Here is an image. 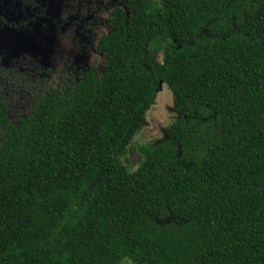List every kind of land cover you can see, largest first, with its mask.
Wrapping results in <instances>:
<instances>
[{
	"label": "trees",
	"instance_id": "16d2710c",
	"mask_svg": "<svg viewBox=\"0 0 264 264\" xmlns=\"http://www.w3.org/2000/svg\"><path fill=\"white\" fill-rule=\"evenodd\" d=\"M126 1L100 73L17 125L0 101V264H264V0ZM161 84L171 123L130 172Z\"/></svg>",
	"mask_w": 264,
	"mask_h": 264
},
{
	"label": "rangeland",
	"instance_id": "374dc122",
	"mask_svg": "<svg viewBox=\"0 0 264 264\" xmlns=\"http://www.w3.org/2000/svg\"><path fill=\"white\" fill-rule=\"evenodd\" d=\"M115 7L126 11L127 1L0 0V101L13 125L29 114L39 88L63 89L92 66L101 72L96 40L107 31L108 12ZM173 105L171 92L161 84L120 159L130 172L138 167V147L162 140Z\"/></svg>",
	"mask_w": 264,
	"mask_h": 264
},
{
	"label": "flooded vegetation",
	"instance_id": "af4514ba",
	"mask_svg": "<svg viewBox=\"0 0 264 264\" xmlns=\"http://www.w3.org/2000/svg\"><path fill=\"white\" fill-rule=\"evenodd\" d=\"M109 12H110V11H109ZM109 12H108V13H109ZM0 20H1L2 22H4L2 18H0ZM33 20H34V19H33ZM1 21H0V23H1ZM23 24H24V23H23ZM13 26H15V24H13ZM107 26H108V25H107ZM98 37H99V35H98ZM98 37H97V40H98ZM97 40H96V43H97ZM95 50H96V45H95ZM96 52L102 56V54L99 53L97 50H96ZM102 61H103V57H102ZM102 63H103V62H102ZM91 69H94V70H95V67L92 66ZM91 69L89 68V69H87L85 72H87L88 70H91ZM101 71H102V70H101ZM85 72H83V73H81V74H84ZM96 72H97V71H96ZM97 73H100V72H97ZM81 74H80V75H81ZM80 75H79V76H80ZM79 76H78L77 80H76L74 83H69L68 85H74V84H76L77 81H78V79H79ZM68 85H67V86H68ZM67 86H66V87H67ZM64 88H65V87H64ZM42 89H44V87L39 88V89H38V92L36 93V95H37ZM57 89H58V88H57ZM36 95H35V96H36ZM34 98H35V97H34Z\"/></svg>",
	"mask_w": 264,
	"mask_h": 264
}]
</instances>
